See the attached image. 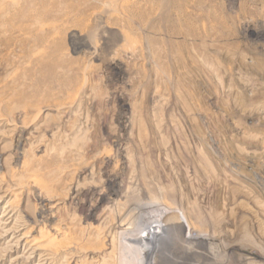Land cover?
I'll list each match as a JSON object with an SVG mask.
<instances>
[{
	"label": "rangeland",
	"instance_id": "374dc122",
	"mask_svg": "<svg viewBox=\"0 0 264 264\" xmlns=\"http://www.w3.org/2000/svg\"><path fill=\"white\" fill-rule=\"evenodd\" d=\"M159 207L208 235L162 263L264 264V0H0V264H120Z\"/></svg>",
	"mask_w": 264,
	"mask_h": 264
},
{
	"label": "bare ground",
	"instance_id": "6f19581e",
	"mask_svg": "<svg viewBox=\"0 0 264 264\" xmlns=\"http://www.w3.org/2000/svg\"><path fill=\"white\" fill-rule=\"evenodd\" d=\"M143 214L144 213L139 215V217L137 216L138 217L137 224L136 222H133L136 224V229L134 231H125L123 232V234H121L122 241H120L119 239V242L121 243V246L119 247L121 249L119 252L121 254V258L119 261L120 264H164L161 262V260L166 263L169 262L172 263L174 261V257H173L174 255L172 251L173 248H171L172 239L168 237V234H169V230L172 231L176 227H180L185 231L184 237L187 240L204 242L205 240L208 239V235L202 233H196L192 231L191 226L188 224V222L183 217V215L178 211L167 209V207H159L158 209H154L152 216L153 218L145 216V215H149V213L144 215ZM154 214L157 215L154 216ZM171 215L174 216L172 219H170L171 221H167V222L163 221L164 218L170 217ZM131 237H133L134 239H131ZM177 257L176 259H178Z\"/></svg>",
	"mask_w": 264,
	"mask_h": 264
}]
</instances>
